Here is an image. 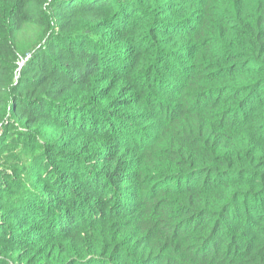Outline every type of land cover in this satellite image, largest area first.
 Wrapping results in <instances>:
<instances>
[{
  "label": "trees",
  "instance_id": "trees-1",
  "mask_svg": "<svg viewBox=\"0 0 264 264\" xmlns=\"http://www.w3.org/2000/svg\"><path fill=\"white\" fill-rule=\"evenodd\" d=\"M0 264H264V0H0Z\"/></svg>",
  "mask_w": 264,
  "mask_h": 264
}]
</instances>
